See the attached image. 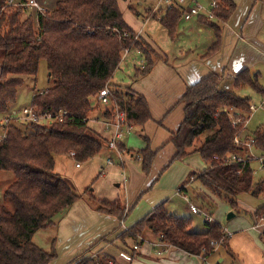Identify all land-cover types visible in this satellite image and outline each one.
Instances as JSON below:
<instances>
[{
    "label": "trees",
    "instance_id": "1",
    "mask_svg": "<svg viewBox=\"0 0 264 264\" xmlns=\"http://www.w3.org/2000/svg\"><path fill=\"white\" fill-rule=\"evenodd\" d=\"M26 1L15 0L10 5L9 0H0V116L12 114L18 89L26 78L36 77L42 61L50 86L34 93L29 107L50 115L65 112V116L48 127L13 122L0 125V172L14 176L3 192V200L11 204L12 211L0 201V264H51L57 256L53 243L44 250L33 242L34 234L54 226L57 217L79 199L88 201L98 213L119 221L126 218L128 211L120 199H96L91 186L83 194L75 192L55 172V156L73 153L79 164L108 148L107 141L87 125L92 101L105 87L109 88L111 103L124 113L127 125L143 127L151 119L145 99L129 87L120 89L112 78L126 50L137 51L144 60L143 67L135 69V79L146 76L159 58L125 23L118 1L127 0H57L53 10L44 8L42 13H35V27L33 12L23 6ZM209 1L215 3L212 18L197 17L215 36L203 58L218 52L219 24L227 22L235 9L232 0ZM254 3L264 4V0ZM182 10L167 9L160 18L171 40ZM226 77L225 71L212 73L186 88L180 99L184 118L169 139L175 149L170 163L186 158L194 142L210 132L194 151L208 165L197 179L234 207L242 194L255 198L264 194V178L254 180L249 162L230 161L231 155L244 153L237 143L251 110L248 98L222 89ZM232 87H250L264 97L258 75L248 69L233 76ZM102 116L112 119L107 108ZM237 119L240 123L232 126ZM253 139L255 148L264 153V124L255 130ZM118 150L124 151L123 146L118 145ZM155 154L148 145L138 152L143 174L150 171ZM263 214L264 206L258 208L255 218ZM190 227V218L168 214L160 204L117 240L137 242L150 232L162 243L201 258L212 255L217 245L227 247L229 239L220 224L206 222L201 233L190 231ZM91 249L70 264H118L109 255H91Z\"/></svg>",
    "mask_w": 264,
    "mask_h": 264
},
{
    "label": "crops",
    "instance_id": "2",
    "mask_svg": "<svg viewBox=\"0 0 264 264\" xmlns=\"http://www.w3.org/2000/svg\"><path fill=\"white\" fill-rule=\"evenodd\" d=\"M37 1L47 10H53L57 0H52L51 7H48L47 0H44L43 3L40 0ZM128 1L136 3L135 0L118 1L120 11L121 4H124L125 8L129 7ZM232 1L235 4L233 14L227 22L219 24L220 48L216 54L203 58L207 49L215 40L214 31L208 26L199 23L197 18L187 21L181 19L174 40L169 39L171 44H175L181 39L185 41H183V46L178 49L181 57L175 58V62L168 64L163 61H156L146 76L132 79L127 84L118 83L124 87L131 88L134 92L143 96L148 105L151 119L143 127L131 128L130 131L124 133V137L119 144L123 146L124 151H112L107 147L101 150V152L104 151L106 153L107 159L105 160L106 167L101 168L98 175H102V177L109 176L107 178V187L109 188V184H111V188L108 189L104 196L96 194L95 197L96 199L111 202L120 199L128 213L123 221H119L114 217L96 212L92 204L83 198L79 199L65 214L57 217L54 226L47 228L53 230L54 234H49L53 237L51 241L45 240L44 245L50 248L53 243L57 255L51 264H70L74 259L83 255L90 247H92L91 255H109L118 264L264 263V252L258 245L257 239L261 236L255 228L258 219L255 218V215L258 208L252 216V223H255L254 226H248L241 232H231L229 235L224 228V233L229 239L227 247L218 245L213 254L207 258L188 255L179 249L162 243L158 237L148 233H145V237L139 238L137 242L126 239L122 243L125 248L130 249V259L125 257L126 260H123L121 258L124 256H118L120 247L117 246L119 241L117 238L122 232L128 230L160 204H163L164 209H169L168 213L172 214L171 209L168 207L170 196L173 197L175 195L180 198L179 200L184 201L187 204L186 210L188 213L192 214L189 209L191 206L196 207L201 212V214L196 215L202 216L205 220L203 230L195 232H204L205 223L212 222L211 204L208 202L198 207L191 203L188 198L190 187L198 181L197 177L208 167L200 155L194 151L210 132L202 134L194 142L190 149V154L186 158L171 163L175 149L169 139L183 121V104L180 103V99L188 86L209 74H220L222 71H225L228 76L226 77L227 81L225 80V87L232 85L233 76L243 69H248L250 73L257 74L258 77H261L264 73V4L254 3V0ZM206 2V5H200L207 6L212 1L206 0ZM134 3H132V7H134ZM195 3L198 4L197 0H187L184 6L186 7L187 5L189 7ZM132 10L135 9L133 8ZM164 10L166 9L160 6V0H158L152 9L147 11L150 13H145V19L142 24L133 21L129 22L124 18L123 14L122 17L136 35L144 39L148 44H150L149 38L155 42L158 37L165 43L168 35H166L167 32L160 23V18L165 13ZM153 19H156L162 29L158 27V24ZM32 20L35 27V12L32 13ZM184 24H186L185 27ZM147 26L149 27L148 29ZM152 33L155 38H153ZM129 56L134 62L138 58L140 63L138 68L143 67L144 60L140 54L135 50H129L123 54L118 69ZM234 90L239 89L234 88ZM262 98L258 107L264 105V97ZM94 100L101 107V111L92 110L91 115L93 117H87V125L89 126L90 121L96 124L97 128L95 129L97 132L95 129L94 131L108 143L112 128L108 124L106 125L108 119L102 116L105 108L97 99ZM249 105L251 113L244 125L243 132L239 136L238 142L240 144L237 143L244 153L239 156L236 154L231 155L230 161L233 162L232 159L235 158L240 159L244 163L249 162L254 173L255 171L261 172L264 170V160H258L264 157V153L257 150L255 145L249 149L243 144L253 139L254 133H248L246 125L257 107L251 104L250 99ZM130 137H134L135 141L129 142L130 146H128L127 143ZM147 145L156 154L150 171L148 174H143L138 152ZM111 152H113L114 158L110 157ZM108 160L111 161V164H107ZM254 164L256 165L255 167L253 166ZM76 168L79 169L81 167L79 165ZM178 189L182 191L178 192ZM152 192H154L153 195L151 194ZM164 198L166 200H163ZM231 217L233 215L228 216V218ZM190 220L192 226V219L190 218ZM251 229L256 233L254 234ZM37 233L34 234L33 242ZM101 239L104 240L100 242ZM259 239H262V237ZM129 241L133 242L132 248L129 245ZM134 246L137 249L134 250Z\"/></svg>",
    "mask_w": 264,
    "mask_h": 264
},
{
    "label": "rangeland",
    "instance_id": "3",
    "mask_svg": "<svg viewBox=\"0 0 264 264\" xmlns=\"http://www.w3.org/2000/svg\"><path fill=\"white\" fill-rule=\"evenodd\" d=\"M156 1L158 0H135L136 3H134V1L132 2L128 1V6H129L128 8H125L124 4H121V12L124 18L128 20L129 22L133 21V22H138L142 24L145 19V13H147L149 9L153 8ZM40 2L43 3L44 0H40ZM197 2L198 4H203V5L207 4L206 0H197ZM51 3H52V0H47L48 7L52 6ZM132 3H134V7H132L133 5ZM133 8L140 15L136 16L132 11ZM153 20L155 21L156 24H158V27L162 29L160 24L156 22V19H153ZM185 25L186 24H184V27ZM148 28L149 27L147 26V29ZM152 35H153V38H155V35L153 33ZM169 39H170L169 36H167V40L164 43L162 42V40L159 39V37L156 38L155 42L149 38L150 40L149 45H151L152 48L158 53L159 58L157 61H163L165 64L173 63L176 60L175 58L181 57L179 56L180 51H178V49L179 47H182L185 42L183 39H181L179 40V42L177 41V43L171 44V41H170L171 39L170 40ZM138 67H140L139 59L137 58L134 62L130 59V56H129L121 64L120 68L116 70V72L114 73L113 80H112L113 83L117 84V86H119L120 89H123L124 86L118 83H124V84L130 83L132 79H135L134 72H135V69H138ZM258 82L264 88V73L261 75V77L260 76L258 77ZM228 83L230 84V82ZM49 86H50V83L48 81V72L46 68V63L42 61L40 62L36 77L34 79L26 78L24 85L18 89L17 98H16L15 103L12 106V110L16 111L17 113H20L23 108H27L30 106V102H31V99L34 93H36L37 91L46 89ZM222 89L233 91L235 94H238L243 97H248L251 101V104L257 107L256 110L253 111L252 116L247 122L246 131L248 133L255 132L257 128H259L260 126L264 124V105L261 107H258V104L263 99L260 94L253 91L250 87H245L243 89L234 90L232 85H229V87H225V84H224ZM92 107H93L92 110H95L96 112L101 111V107L95 103V100L92 101ZM89 114H88L89 118L90 116L93 117V115H91L92 111ZM9 115L10 113L0 116V120H2L3 118H6ZM21 125H25V123L24 124L21 123ZM88 127L94 131V129L97 128V125L90 121ZM131 141L134 142L135 138L130 137L128 139V143H127L128 146H130L129 142ZM111 153L112 154L110 157L114 158L113 152ZM106 157H107L106 153L102 151L101 153H99L98 155L90 159L89 161L84 162V163H79L81 168L78 169L75 167V164H76L75 160L69 155L55 156V172L58 173L66 182H68L71 188L78 194H83L84 191L90 188L91 186L94 197L96 194H101L102 196H104V194L108 192V189L111 188V184H109V188L107 187L108 186L107 178H109V176L102 177V175L100 176L98 174H100L101 168L106 167V164H105V160L107 159ZM253 166L255 167L256 165L254 164ZM253 177L255 181H258L259 179L264 178V170L261 172L255 171L253 173ZM13 181H14V176L11 172H0V201L3 204H5L6 207L10 211H12L11 204L3 200V192ZM173 192L175 193V191ZM151 194L153 195L154 192H152ZM201 196H204V197H201ZM166 198H169V197H166ZM188 198L191 203L195 204L198 207H201L203 204L209 202L211 204L210 210L212 212V223L215 222V223L220 224L223 227V229L225 228L227 230L228 235L231 232H241V230H243L244 228L248 226H251V227L254 226L255 223H252L253 213L255 212L257 208L264 205V194H262L260 197H257V198L249 194H242L237 199H235L236 206L233 207L223 197L215 196L207 189H204L203 186H201L199 181H197L190 187V195ZM179 199L180 198L175 195L173 197L170 196V202H169L168 207L171 209L172 214H175V215L177 214V216L179 217L181 216V217L191 218L193 223H192V226L190 227V231L192 232L202 231L203 223L205 221L204 218L202 216L193 215V214L188 213L186 210L187 204L184 201L179 200ZM163 200H166V199L164 198ZM168 210L165 209L167 213H168ZM230 214H232L233 217L228 218ZM251 231L253 230L251 229ZM52 233L54 234L53 230H50V229L38 232L35 235L34 243L40 248H43L44 250H49L47 245H44L45 244L44 242H46L45 240L51 241L53 236L49 234H52ZM146 233L154 236L150 232H146ZM253 233L255 234L256 232L253 231ZM145 235L146 234H144L143 237H145ZM259 238L261 237L257 238L258 245L262 248L264 252V241ZM129 245L132 248L133 242L129 241ZM117 246L120 247L118 249L119 250L118 256L119 257L124 256L123 258H121L123 260H126L125 257L130 259L129 257L130 249L125 248L120 240L118 241ZM235 253L237 254L236 251Z\"/></svg>",
    "mask_w": 264,
    "mask_h": 264
},
{
    "label": "built area",
    "instance_id": "4",
    "mask_svg": "<svg viewBox=\"0 0 264 264\" xmlns=\"http://www.w3.org/2000/svg\"><path fill=\"white\" fill-rule=\"evenodd\" d=\"M186 2L187 0H160V6L164 7L166 10L173 8H183L181 19L185 21L190 20L192 18H197L199 16H206L207 18H212V11L215 7L214 2H210L207 6L195 3L192 6L188 7L186 5L185 7L184 5L186 4ZM14 3L15 0H9L10 5H13ZM23 6L37 14L42 13L44 11V7L37 0H27L25 4H23ZM127 51L129 50H126L124 53H126ZM96 99L104 108H107L112 115V119H108L106 122V125L108 124V126L112 128V134L108 140V148L112 151H118V145L123 139L124 133L130 131L132 127L127 125L124 113L119 111L118 108L114 107V105L111 103L109 88L105 87L103 90H101L96 96ZM64 116L65 112H60L56 115H50L49 113L37 112L34 109L28 107L22 109L20 113H17L16 111L12 112L11 115L0 120V125L6 126L13 122L17 124L36 123L48 127L55 122L62 121ZM238 123H240L239 119H237L236 121H232V126H235ZM2 137L3 135L0 134V140L2 139ZM238 144H240V142H238ZM243 144H245L246 147L250 149L254 145V140L250 139L247 141V143L245 142ZM73 155V153H70L71 157H73ZM258 160L263 161L264 157L259 158ZM232 161L240 162L241 160L233 158ZM107 164H111V161L108 160ZM76 167H79V164H76ZM189 209L190 212L194 215L201 214V212L194 206H191ZM255 228L258 230L260 236L264 240V214L258 217ZM211 245H214V243H211ZM133 249H137V247L134 246Z\"/></svg>",
    "mask_w": 264,
    "mask_h": 264
},
{
    "label": "water",
    "instance_id": "5",
    "mask_svg": "<svg viewBox=\"0 0 264 264\" xmlns=\"http://www.w3.org/2000/svg\"><path fill=\"white\" fill-rule=\"evenodd\" d=\"M229 216H232V215H229Z\"/></svg>",
    "mask_w": 264,
    "mask_h": 264
}]
</instances>
